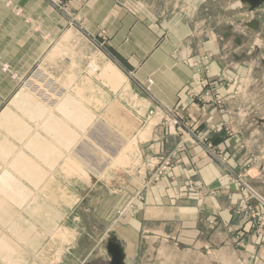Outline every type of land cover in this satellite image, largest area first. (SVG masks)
Here are the masks:
<instances>
[{
	"label": "rangeland",
	"instance_id": "rangeland-1",
	"mask_svg": "<svg viewBox=\"0 0 264 264\" xmlns=\"http://www.w3.org/2000/svg\"><path fill=\"white\" fill-rule=\"evenodd\" d=\"M0 4L44 46L26 74L0 55V264H112L107 247L119 248L128 222L151 264H264V4L252 11L240 0ZM115 14L146 24L158 42L177 39L173 53L193 77L173 107L144 109L137 93L151 99L153 80L109 45L111 28L88 26L97 16L108 26ZM180 166L215 170L203 183ZM160 184L178 185L171 195L195 207L210 197L223 202L201 215L199 260L197 246L129 220L133 199L158 196Z\"/></svg>",
	"mask_w": 264,
	"mask_h": 264
},
{
	"label": "crops",
	"instance_id": "crops-1",
	"mask_svg": "<svg viewBox=\"0 0 264 264\" xmlns=\"http://www.w3.org/2000/svg\"><path fill=\"white\" fill-rule=\"evenodd\" d=\"M40 8L39 11L42 13L46 12L48 18H53V14L49 8L46 6H41ZM24 11L30 14L28 9ZM39 11H37L36 14H38ZM36 14L34 15L36 16ZM39 17L36 16L37 19H39ZM98 18L97 16V20H92L94 23L91 21L88 24L89 28H95L96 31L99 29L105 30V28L109 30L111 28L112 33L109 35L110 38L107 41L109 45L113 47L115 52L123 60L138 62L137 69L142 79L150 77L154 82L151 90V99L144 96L146 98L144 101L141 93H137L140 96L142 107L147 110L152 109L155 104V106L162 108L173 107L176 103L177 92L190 80L191 74L193 77V72H191L189 64H187L185 60L179 58L177 53H173L175 51L174 46L177 39L166 36L161 38V41L158 42L157 37L153 36L151 33L152 29L144 23L136 22L133 17H129L131 20L127 21L123 16L116 17L115 14L110 24L106 22L109 24L108 26L99 23ZM165 25L166 28H170L172 27V22L166 21ZM130 46H133V48L131 49ZM139 46H145L141 53L136 51ZM43 49L44 46L31 33L29 27L25 26L21 20L14 18L11 13L0 4V55L2 60L8 64L14 65V67L22 71L23 74H26L32 70L35 62L39 60V56ZM109 62L108 65L111 66H109L110 68L116 67L111 61ZM1 85H3V81L0 77V86ZM6 89H4L3 92H6ZM120 107L124 108L125 106L122 105ZM141 118L140 116H135L134 119L136 122H141L143 119ZM191 155L193 156V151ZM184 167L186 166H180L177 169H180L182 172H197V178L201 177L202 180H204L202 181L203 183L208 182V180L205 181L203 177L207 169L213 172L215 170L213 166L193 169ZM139 176L140 175H138V177ZM141 178L143 177L139 179ZM214 178H216V176H212V181H214ZM211 179H209V183L212 184V182H210ZM213 186L214 185H209L211 188ZM177 187L179 188L178 185L173 184H169L168 186H161L160 184L156 187L159 193L158 196H155L154 192H152L154 197L147 194L138 202L137 200L135 201L134 198L133 203L134 205L138 204V208L133 211L128 210L129 220L134 221V223L137 222L138 226L149 228L150 231L151 228H153L151 233L155 235V237L165 236L169 234L168 232H171L174 234L176 241L182 246L184 245L187 247L188 244H191L192 248L197 246L194 251L197 253V260H199L200 247L198 246L201 245V237L203 236V231L199 229L201 215L217 213L218 209L223 207V202H221L219 198L210 197L205 199L203 203H197L198 205L195 207V204L184 202L171 195V193L174 192L173 190L177 189ZM228 197L229 195H227V214L230 219L231 207H233L231 202L233 200L231 201V198ZM174 198L176 199L174 200ZM195 220L198 221L197 227L196 224L192 222ZM148 222L150 227H148ZM134 227L130 226L128 222L126 230H119V238H117V241L119 243V251L124 258L123 264H139L141 258L144 259L143 264H151L152 260L148 259V261H146L150 252H145V246H143L142 249L140 246L138 247L137 240H135V237H137V233H135L136 227ZM176 251L178 252L179 250L176 249ZM177 263L179 262L177 261Z\"/></svg>",
	"mask_w": 264,
	"mask_h": 264
},
{
	"label": "water",
	"instance_id": "water-1",
	"mask_svg": "<svg viewBox=\"0 0 264 264\" xmlns=\"http://www.w3.org/2000/svg\"><path fill=\"white\" fill-rule=\"evenodd\" d=\"M241 4L245 5L249 11L254 10L258 6L264 4V0H240ZM107 251L111 256L112 264H123L122 254L119 251L118 245L113 241L107 247Z\"/></svg>",
	"mask_w": 264,
	"mask_h": 264
},
{
	"label": "bare ground",
	"instance_id": "bare-ground-1",
	"mask_svg": "<svg viewBox=\"0 0 264 264\" xmlns=\"http://www.w3.org/2000/svg\"><path fill=\"white\" fill-rule=\"evenodd\" d=\"M241 5H240V3H236L235 5H234V7H240ZM93 68V67H92ZM96 69V68H95ZM18 97V96H17ZM20 100V99H19ZM18 100V101H19ZM22 101H23V99H22ZM24 103V102H23ZM36 105V104H35ZM38 107V106H37ZM34 109V108H33ZM30 110V109H29ZM38 111V110H37ZM32 112V111H31ZM35 113H37V112H35ZM47 113V112H46ZM44 117V116H43ZM51 118V117H50ZM61 118V117H60ZM40 119V118H39ZM39 121V120H38ZM45 121V120H44ZM57 122H59V121H57ZM41 123V122H40ZM61 123V122H60ZM67 123V122H66ZM37 125V124H36ZM43 126V125H42ZM53 127V126H52ZM42 128V127H41ZM47 128V127H46ZM55 129V128H54ZM53 129V130H54ZM47 133V132H46ZM48 134V133H47ZM58 134H60V133H58ZM81 140V139H80ZM79 142V141H78ZM76 146H77V144H76ZM75 146V147H76ZM75 149V148H74ZM71 151H73L72 149H71ZM69 154V153H68ZM6 211V208H5V205H4V203H3V201H1L0 200V215L2 216L3 215V213ZM3 219H5V218H3Z\"/></svg>",
	"mask_w": 264,
	"mask_h": 264
}]
</instances>
